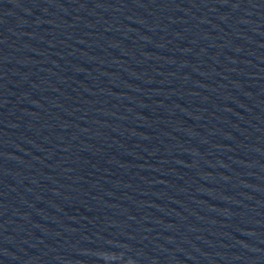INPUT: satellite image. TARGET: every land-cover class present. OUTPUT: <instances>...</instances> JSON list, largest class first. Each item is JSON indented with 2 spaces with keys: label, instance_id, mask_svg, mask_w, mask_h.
<instances>
[{
  "label": "water",
  "instance_id": "1",
  "mask_svg": "<svg viewBox=\"0 0 264 264\" xmlns=\"http://www.w3.org/2000/svg\"><path fill=\"white\" fill-rule=\"evenodd\" d=\"M0 264H264V0H0Z\"/></svg>",
  "mask_w": 264,
  "mask_h": 264
}]
</instances>
